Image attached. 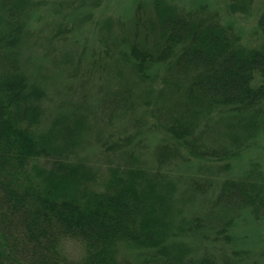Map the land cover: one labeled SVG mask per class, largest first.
I'll return each instance as SVG.
<instances>
[{
	"label": "trees",
	"instance_id": "trees-1",
	"mask_svg": "<svg viewBox=\"0 0 264 264\" xmlns=\"http://www.w3.org/2000/svg\"><path fill=\"white\" fill-rule=\"evenodd\" d=\"M257 1L232 0L229 13L251 15ZM38 6L0 0V264H264L228 248L237 226L264 223V176L226 175L264 134V44L244 46L207 5L140 0L108 63L92 66L88 79L106 75L94 103L68 86L50 109L46 83L78 78L82 61L49 70L27 56ZM257 28L264 36V9ZM93 111L108 116L99 169L81 156ZM146 130L163 137L151 158ZM190 162L212 178L183 182L175 171ZM68 241L84 247L81 259L65 254Z\"/></svg>",
	"mask_w": 264,
	"mask_h": 264
},
{
	"label": "rangeland",
	"instance_id": "rangeland-1",
	"mask_svg": "<svg viewBox=\"0 0 264 264\" xmlns=\"http://www.w3.org/2000/svg\"><path fill=\"white\" fill-rule=\"evenodd\" d=\"M39 6L33 12L29 24L30 37L28 39V49L25 50L28 57L39 59V62L45 68L53 69L52 63L65 71L66 64L64 61L66 56H76L75 61H82V68L79 70L78 78L70 77L71 74H63L62 77H50L54 83H46L45 88L50 93L49 97L53 102L48 103V107L52 109L54 104L60 103L61 97L55 96V88L72 87V99L80 100L86 94L95 95L99 90L97 87L102 85L101 78L105 79L106 75L102 69L94 71L95 79H88L92 73V66L99 63L100 66H105L109 61H101L104 59L105 49L113 50L114 39H121L129 29V23L133 17L136 2L140 0H34ZM149 1V0H146ZM82 2L87 6L82 8ZM175 4L187 11L197 9L199 6L207 5L211 13L220 15L221 21L225 25H230L233 31L241 37V42L249 48H259L264 44V36L258 31L257 24L260 12L264 9V0H258L251 15L230 14L228 5L232 0H172ZM97 3V4H95ZM87 8V10H86ZM88 8L91 10L92 18L83 24L78 23L85 14H88ZM110 20L108 23L109 29L101 31L103 22ZM107 23V24H108ZM102 24V25H101ZM103 30V29H102ZM105 33L110 35L108 41L105 39ZM114 39H112L113 37ZM39 56V57H37ZM31 60V59H30ZM42 61V62H41ZM99 61V62H98ZM99 64L96 67L99 68ZM54 70V69H53ZM33 71V70H32ZM70 77V78H68ZM55 79L58 82L55 83ZM75 79V80H71ZM62 90V89H61ZM78 93V96L75 94ZM82 95V96H81ZM87 97V95L85 96ZM88 101L94 103V97L90 96ZM93 116L98 120L94 123L93 118L88 122L91 127V132L88 135L89 145L81 152L89 165L94 168H101L100 160L103 162V157L100 154V149L95 145V139L99 130L104 129L108 124V116L103 111L94 112ZM154 133L146 130L144 133L145 140L148 143L149 154L154 150L155 146L162 142L163 137L158 131ZM152 155V154H151ZM146 158V159H148ZM149 160V159H148ZM150 161V160H149ZM151 161H154L152 158ZM202 163L190 162L179 166L175 173L183 178V182L190 177H199L203 175L201 171ZM39 166L45 167L44 163H39ZM233 169L226 175L234 178H242L250 170L259 172L264 176V134L257 138L233 165ZM98 168V169H99ZM205 176L211 177V173L205 172ZM201 210V209H200ZM199 210V211H200ZM201 212V211H200ZM259 224V223H258ZM235 238V242L229 249L238 252H249V262L259 261L264 262V223L257 226H242L236 227L231 233ZM65 254L71 258L79 260L84 256V247L74 241H68L63 244ZM130 260L138 259L135 254L127 253Z\"/></svg>",
	"mask_w": 264,
	"mask_h": 264
}]
</instances>
